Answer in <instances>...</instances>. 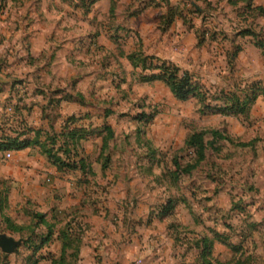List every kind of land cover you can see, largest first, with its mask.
<instances>
[{
  "label": "rangeland",
  "instance_id": "374dc122",
  "mask_svg": "<svg viewBox=\"0 0 264 264\" xmlns=\"http://www.w3.org/2000/svg\"><path fill=\"white\" fill-rule=\"evenodd\" d=\"M92 1L0 0V137L28 127L61 131L71 151L58 154L93 171L78 166L66 176L82 181L71 197L83 200L56 217L79 237L68 264H264V22L232 0ZM175 7L173 20L162 18ZM133 51L188 72L209 108L201 113L198 98L176 99L162 81H137L140 69L124 58ZM233 96L248 99L245 113L226 110ZM106 125L114 136L98 157ZM210 129L229 140L215 139L195 169L175 174L174 159L184 167L194 158L186 137ZM62 145L58 139L53 148ZM31 148L22 182L0 178L1 191L15 185L3 214L17 223L30 220L27 211H48L50 166ZM2 233L22 237L0 216ZM21 249L0 250V264H24L29 251ZM48 249L57 244L36 253L46 258L39 264L49 263Z\"/></svg>",
  "mask_w": 264,
  "mask_h": 264
},
{
  "label": "trees",
  "instance_id": "16d2710c",
  "mask_svg": "<svg viewBox=\"0 0 264 264\" xmlns=\"http://www.w3.org/2000/svg\"><path fill=\"white\" fill-rule=\"evenodd\" d=\"M93 0L92 2H94ZM233 4L242 2L246 4V7L255 13V15L264 17V7L257 5H252V0H232ZM176 7L170 8L167 11V15L162 18L168 19L167 22L173 20L174 15L176 14ZM164 22V21H163ZM245 32V31H244ZM243 32V33H244ZM249 32V31H248ZM250 33V32H249ZM126 58L130 61L132 67L140 69L138 73L139 82H151L154 80L162 81L170 91V93L178 100H188L190 98H198V101L201 103L200 112L204 113L205 110L209 108L208 105L204 103L206 99V92L204 87L193 80L192 76L186 72L181 71V69L172 62L165 60H159L154 56L145 55L142 52H130L126 55ZM160 61V65L154 64L153 61ZM157 70V72L146 73V71ZM64 98L73 99L71 95H65ZM52 100V99H51ZM248 99L240 101L236 96H233L231 100V105L226 108V110L234 111V113L243 114L245 113V104ZM110 111H105V114H109ZM149 118L146 113H141L139 118ZM74 117H70L69 120H73ZM102 129L105 131V135L101 138V147L98 157L103 155L105 150H108V142L113 138L114 133L110 126H103ZM33 132V136L26 135L28 132ZM83 129H72L71 133H78L77 138L83 136ZM207 133H210L213 137L212 141H206L205 136ZM43 137V139H42ZM58 139H62L63 145L54 149V145L57 143ZM215 139L229 140V137L223 135L220 131L215 129L210 130H201L194 131L190 133L185 141L184 146L187 149H191L193 153L192 161L186 163L184 167L180 166V163L174 159L173 163L176 166L175 174L180 173H190L191 170L195 169L197 165L205 159V150L208 145H213ZM50 140V142H48ZM68 140L66 136L61 132H54L49 134L48 132L41 129L26 128L24 131H17L16 135H6L0 137V151H9V150H20L26 147H39L40 151L47 156L48 161L53 164L58 171H68L70 169H76L80 166V169H84L88 166L89 171L91 172L90 165L85 163L84 159L78 161H68L67 159L62 158L58 154V151H64L63 153H70L71 148L68 147ZM64 147V148H63ZM215 148V147H214ZM110 160L109 156H106L102 162V168L105 169L108 161ZM79 164V165H78ZM4 197L0 195V216L6 224V229L11 233H17L20 236H25L24 246L29 251L24 258V264H39L41 259H44V255L36 256V253L50 240L51 234H53L54 225L50 224L45 214L42 212H32L27 211L26 214L30 217V220L27 223H17L14 222L10 217L3 214V208L5 206ZM170 205L164 207L162 212H166ZM41 230V231H39ZM42 230L47 232L43 233ZM58 240L60 241V248L57 254H48L50 264H68V257L75 258L79 251V237L75 236L68 225H63L57 235ZM204 248H206V240L204 239ZM68 250H71L68 253ZM204 253V251H203ZM3 256H7V253H3ZM46 259V258H45ZM211 264V263H208Z\"/></svg>",
  "mask_w": 264,
  "mask_h": 264
},
{
  "label": "crops",
  "instance_id": "0c3cea01",
  "mask_svg": "<svg viewBox=\"0 0 264 264\" xmlns=\"http://www.w3.org/2000/svg\"><path fill=\"white\" fill-rule=\"evenodd\" d=\"M254 1V5L253 6H263L264 7V0H253ZM105 3V2H104ZM241 4L242 2H238L237 4ZM147 14H159V10L157 11V9L154 8H150L148 10L145 11ZM143 12V13H145ZM164 12V11H163ZM255 15V14H254ZM140 15H138L137 17H139ZM257 17V21L259 20L260 22H264V17L262 16H258L255 15ZM137 17H131L130 21H134L135 18ZM176 20L173 21V24L175 23ZM61 50L58 49L54 52V54L60 55ZM128 53V52H127ZM149 54V53H147ZM55 57V56H54ZM125 61L130 64V62L128 61V59L126 58V54L124 56ZM171 60V59H170ZM1 71V69H0ZM2 82V75L0 72V83ZM41 105L43 103H40ZM32 149L31 147H26L20 150H10V158L8 160H4L3 163L2 161V157H4V153L6 152L4 151H0V178L2 179H13L14 181H23V178L19 179V175H18V171L21 169L22 165H23V160L27 159V160H32L31 162H33V159H29L27 157H25V154L28 153V151ZM47 164H49L50 167H48V169L44 172L45 177L47 178V184L45 185V191L47 192L44 196V200L46 203V205L48 206V211L47 212H42L45 214V217L47 219V221L52 225H54L53 227V234H51L50 240L48 241L47 244L51 245V243H56L57 244V249L55 251L52 252V254H57L60 248V241L57 238L59 229L63 226V223L61 222L60 219L56 220V217L58 216L57 214H60L63 211H68L71 208H74L73 206L75 205V209H76V205L78 204V202L83 203V200L81 199H75L73 200V198L71 197V186H78V183H82V181L79 182H68V180L66 179L67 173H69L68 171H58L56 169V167L51 164L49 161H47ZM91 174L93 173L92 169H91ZM33 177H27L28 179H31L32 182H34ZM87 182V181H85ZM15 186V185H14ZM13 188H11L10 190H6V191H1L0 190V195L2 197H4V201L5 204L9 205L11 202H13L15 196H16V190ZM45 231V230H44ZM44 231L42 230V232L44 233ZM47 232V231H45ZM11 236V235H10ZM15 238V237H14ZM16 239H22V244L18 247L17 252L15 253L16 255H18L21 251H22V247L24 246V242H25V236L24 237H19ZM46 245V244H45ZM44 245V246H45ZM48 254L50 253V250L48 249ZM50 264V263H48Z\"/></svg>",
  "mask_w": 264,
  "mask_h": 264
},
{
  "label": "water",
  "instance_id": "95a60500",
  "mask_svg": "<svg viewBox=\"0 0 264 264\" xmlns=\"http://www.w3.org/2000/svg\"><path fill=\"white\" fill-rule=\"evenodd\" d=\"M22 244V239H16L6 233L0 234V250L3 253L14 254Z\"/></svg>",
  "mask_w": 264,
  "mask_h": 264
},
{
  "label": "built area",
  "instance_id": "2783aa9c",
  "mask_svg": "<svg viewBox=\"0 0 264 264\" xmlns=\"http://www.w3.org/2000/svg\"><path fill=\"white\" fill-rule=\"evenodd\" d=\"M6 155H7V156H10V153H9V152H7V153H6ZM139 264H141V263H139Z\"/></svg>",
  "mask_w": 264,
  "mask_h": 264
}]
</instances>
